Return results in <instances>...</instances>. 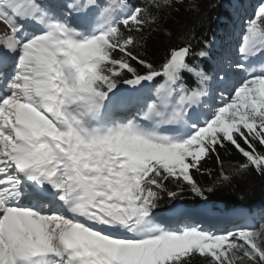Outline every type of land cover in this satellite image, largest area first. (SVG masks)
Segmentation results:
<instances>
[{
  "label": "snow or ice",
  "instance_id": "1",
  "mask_svg": "<svg viewBox=\"0 0 264 264\" xmlns=\"http://www.w3.org/2000/svg\"><path fill=\"white\" fill-rule=\"evenodd\" d=\"M242 8L0 0V264H264V216L181 204L264 181V0Z\"/></svg>",
  "mask_w": 264,
  "mask_h": 264
},
{
  "label": "trees",
  "instance_id": "2",
  "mask_svg": "<svg viewBox=\"0 0 264 264\" xmlns=\"http://www.w3.org/2000/svg\"><path fill=\"white\" fill-rule=\"evenodd\" d=\"M206 2V0H205ZM230 0H224L225 6L229 4ZM227 7L220 10V21L218 25H214V28H217L220 32L222 31L223 26L228 20L227 15H225ZM215 16L216 13H211ZM149 46L153 50L159 48V42L157 39L149 40ZM238 158H234L233 161ZM229 161H226V164ZM208 168L213 169V176H208L206 173L201 175L196 174L195 179L200 182L202 185H208L215 178V171L217 166L214 165L213 161H209L206 165ZM245 194L244 199H240L241 194ZM181 204L185 207H196L201 204H210L212 207L221 206L223 209H235L239 208L243 214H249L252 220V224L258 229L261 223V217L264 216V181L253 177L249 185L239 184L235 188L232 187H223L219 188L215 193L208 196L207 201H201L197 197H193L190 193H186L184 199L181 201Z\"/></svg>",
  "mask_w": 264,
  "mask_h": 264
},
{
  "label": "rangeland",
  "instance_id": "3",
  "mask_svg": "<svg viewBox=\"0 0 264 264\" xmlns=\"http://www.w3.org/2000/svg\"><path fill=\"white\" fill-rule=\"evenodd\" d=\"M257 3H258V0H243V2H242V4H243V8H242V13L244 12L243 11V9L244 10H247L248 8H250V10H249V13L248 14H252V12H253V6H255V5H257ZM245 13V12H244ZM247 13H245V15H248ZM237 31H238V29H237ZM234 35V37L236 38V35H235V33L233 34ZM232 35V36H233ZM228 213V212H227ZM228 214H231V215H233V216H241V214H240V212L239 211H230V213H228ZM244 217H246V221L248 222V223H250V224H252V221H251V217L250 216H244Z\"/></svg>",
  "mask_w": 264,
  "mask_h": 264
},
{
  "label": "bare ground",
  "instance_id": "4",
  "mask_svg": "<svg viewBox=\"0 0 264 264\" xmlns=\"http://www.w3.org/2000/svg\"><path fill=\"white\" fill-rule=\"evenodd\" d=\"M243 2V0H241V3ZM250 8H248L246 11H249ZM235 41H236V38L234 36L231 37V42H232V45L234 46L235 45ZM257 67H259V65H257ZM203 223L207 226V222L203 221Z\"/></svg>",
  "mask_w": 264,
  "mask_h": 264
}]
</instances>
